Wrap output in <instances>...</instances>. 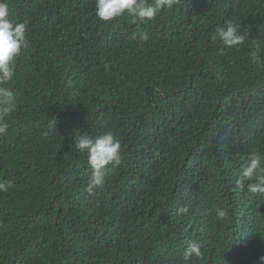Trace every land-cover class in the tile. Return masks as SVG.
Instances as JSON below:
<instances>
[{
    "label": "trees",
    "instance_id": "obj_1",
    "mask_svg": "<svg viewBox=\"0 0 264 264\" xmlns=\"http://www.w3.org/2000/svg\"><path fill=\"white\" fill-rule=\"evenodd\" d=\"M6 2L29 48L0 135V264H260L264 199L236 180L264 153V0H176L135 23L95 0ZM229 20L245 41L225 48L211 37ZM76 131L122 146L93 194Z\"/></svg>",
    "mask_w": 264,
    "mask_h": 264
},
{
    "label": "clouds",
    "instance_id": "obj_2",
    "mask_svg": "<svg viewBox=\"0 0 264 264\" xmlns=\"http://www.w3.org/2000/svg\"><path fill=\"white\" fill-rule=\"evenodd\" d=\"M175 4L176 0H155L154 3H149V0H95L94 13L105 23L112 22L127 13L135 23L154 20L158 14L173 8ZM27 30L28 22L14 19L6 0H0V135L7 134L8 118L17 108V93L10 82L16 77L17 59L29 48ZM143 39H148L147 34H144ZM211 39L219 41L225 48H232L243 44L245 35L241 34L239 25L229 20L215 29ZM251 59L258 62L260 57L253 52ZM75 133L71 137L69 147L86 154L91 173L85 190L93 194L95 189L104 186L106 175L121 164L122 146L112 131H104L94 137L86 132ZM236 185L239 188H246L248 193H258L259 197L264 199V153H248L240 166ZM10 187V182H0V193L7 192ZM178 211L187 213L188 209L182 208ZM214 214L217 220H223L227 217L228 210L217 206ZM185 254L199 257L200 242L191 241L185 249ZM258 259L260 264H264V255Z\"/></svg>",
    "mask_w": 264,
    "mask_h": 264
}]
</instances>
